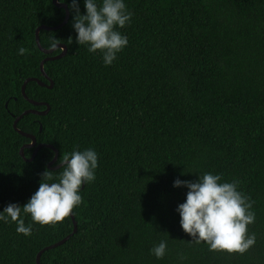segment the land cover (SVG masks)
Here are the masks:
<instances>
[{
  "label": "trees",
  "instance_id": "1",
  "mask_svg": "<svg viewBox=\"0 0 264 264\" xmlns=\"http://www.w3.org/2000/svg\"><path fill=\"white\" fill-rule=\"evenodd\" d=\"M60 3L63 0H58ZM101 0H98V3ZM72 0H0V211L23 206L47 169L59 178L74 150L98 154L96 179L82 185V203L54 224H32L30 236L0 222V264H264V0H125L133 15L128 45L110 66L99 50L75 42ZM81 14H86L79 0ZM72 43H70V39ZM24 48V55L18 54ZM28 99L46 103L44 111ZM40 126L42 130L40 131ZM39 144L35 158L29 159ZM26 158V159H25ZM211 172L239 181L252 202L256 243L247 252L210 250L180 226L177 206L195 181ZM167 241L157 259L150 249Z\"/></svg>",
  "mask_w": 264,
  "mask_h": 264
},
{
  "label": "clouds",
  "instance_id": "2",
  "mask_svg": "<svg viewBox=\"0 0 264 264\" xmlns=\"http://www.w3.org/2000/svg\"><path fill=\"white\" fill-rule=\"evenodd\" d=\"M63 0L61 3H66ZM86 14H81L79 0H72L69 10L74 13L72 28L76 33L75 42L87 45L90 53L99 50L103 63L110 66L117 54L128 45V38L117 28H124L131 21L125 0H83ZM70 43H72V39ZM53 38V47H56ZM19 55L25 49L19 48ZM58 180L52 171L42 173L38 190L23 206L9 203L0 211V222H14L18 234L30 236L32 224L26 226L24 217L30 215L34 223L54 224L70 216L82 203V185L95 181L98 168V154L94 149L74 150L64 157ZM222 176L211 172L199 175L195 181L177 178L173 187L187 188L186 199L176 211L182 230L197 243L206 242L210 250L229 253H245L256 243L254 233L248 226L255 222L252 202L238 190L239 181L221 182ZM167 241L161 240L150 249L157 259L167 253Z\"/></svg>",
  "mask_w": 264,
  "mask_h": 264
},
{
  "label": "water",
  "instance_id": "3",
  "mask_svg": "<svg viewBox=\"0 0 264 264\" xmlns=\"http://www.w3.org/2000/svg\"><path fill=\"white\" fill-rule=\"evenodd\" d=\"M53 3H54L56 6L63 7V8L66 10V16H65V19L63 20V22H62L61 24H59V25H57V26L50 27V26L42 25V26H40V27H38V28L36 29V42H37V45H38L39 49H40L43 53H45V54H51V53H53V52H54L56 49H58V48H61V49H62V52H61L60 54H58V55H56V56H52V57H47V58H45V59L41 62V64H40V69H41V71H42L44 77L50 82V85L48 86L49 88H51V87L53 86V81H52V80L46 75V73H45V71H44V68H43V65H44L45 61L53 60V59H58V58L62 57V56L66 53L67 48H66L64 45H61V44H57L58 46H56V47H52V48H50V49H45V48H43V47L40 45V42H39V31H40L41 29H45V30H54V29H58V28H60V27H62L63 25L66 24V22H67V20H68V17H69V11H68L67 6H66L65 4L60 3L58 0H53ZM29 81H36V82H37L39 85H41V86H44V85H45L41 80H39V79H37V78H29V79H27V80L24 82V84H23V86H22V94H23L24 97H25L28 101H30V103H32L33 105H45V106H47V109L44 110V111H41V112H39V111H35V110H27V111H25L24 113H22L20 116H18V117L15 119V121H14V123H13V127L15 128V130H17V131H18L19 133H21L22 135H24V136L28 137L29 139H31V143L28 144V145H24V146L21 148V150H20V154H21L23 157H24V153H23L24 148H25V147H34L35 144H36V138H35V136H33V135H31V134H27V133H24V132H21L20 130H18V128H17V123H18V121H19L24 115H26V114H28V113H35V114H38V115H45V114L48 112V110H49V106H48L46 103L36 102V101L30 100V99L27 98V96H26V94H25V87H26L27 82H29ZM41 130H42V127L40 126V131H41ZM41 147H49V148H51V149H53V150L55 151V157H54V159L48 164L49 167H52V164H54V163L57 161V159H58V151H57L52 145H48V144H46V145H45V144H39L38 146L35 147L32 156H31L29 159H26V158H25V159L28 160V161L33 160V159L35 158L36 154H37V151H38L39 148H41ZM62 163H63V162H62ZM60 166H62V164H59V165H57V166H55V167H52V168H53V169H56V168H59ZM70 217H71V219H72V221H73V225H74L73 232H72V234H73V233H75L76 230H77V223H76V221H75V218H74L73 214H71ZM68 239H69V236L66 237L65 239L59 241L58 243L53 244V245H51V246H48V247H46L45 249H43L42 251H40L39 254H38V256H37V262H38V264H40L39 259H40V255L42 254V252H44L45 250H48V249H52V248H54V247H56V246H58V245H61V244H63L66 240H68Z\"/></svg>",
  "mask_w": 264,
  "mask_h": 264
}]
</instances>
